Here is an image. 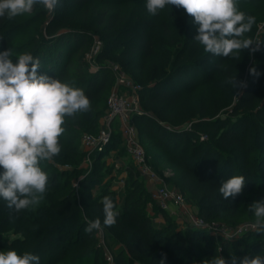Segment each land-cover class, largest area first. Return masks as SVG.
<instances>
[{
	"label": "trees",
	"instance_id": "trees-1",
	"mask_svg": "<svg viewBox=\"0 0 264 264\" xmlns=\"http://www.w3.org/2000/svg\"><path fill=\"white\" fill-rule=\"evenodd\" d=\"M128 1L130 0H59L54 10V19L45 28L46 34L33 35L18 50L9 44L8 36L19 29L9 28V24H12L10 19L0 18V52L11 49L12 56L31 53L40 60L39 74H47L74 84L90 99L91 110L80 113L75 118H68L64 125L66 131L60 137L61 152L56 156L59 160L78 163L83 160L73 137L78 130L96 127L101 115L97 105L109 81V73L90 71L88 61L83 57V49L92 41L95 33L105 42V47L98 55L99 60L111 57L122 61L130 59L129 64H134L137 60L144 63L156 53L151 37L135 34L128 28L119 30L125 17L117 6ZM98 6H111L114 9ZM38 8L40 11L30 24L43 17L44 8L40 5ZM168 23L163 22V33L167 39L172 40ZM185 42L187 43L176 51L170 67L166 65L155 72L151 80L157 83L145 86L141 91L142 106L145 104L152 108L153 114L144 113L133 117L135 124L138 120L142 123L139 139L147 154L153 153L157 156L158 169L174 171L176 186L195 199L203 216L228 221L232 225L240 222L254 223L250 205L254 201L264 200V153L258 149L261 146L264 148V103L254 112L258 97L264 92V68L260 75H251L249 87L237 98L233 108L229 109L237 88L228 86L222 89L224 83H218L217 79L219 77L222 81L227 80L231 75L228 70L231 64L226 62L227 58L222 57L220 62L213 60L205 67L208 60L219 56L200 53L199 44L195 41ZM109 48H116V51ZM12 59L15 62L16 59ZM233 67L244 69L241 63ZM140 69L139 79L149 83L151 80L147 79L145 65ZM195 95H201V101L194 112L188 99ZM195 113H199L204 119L192 123L190 128L174 130L169 126L192 121ZM199 129L207 131L208 140L197 141L189 153L187 147L195 142L193 138L199 134ZM186 142L188 144L180 149ZM109 146H112V142L106 150ZM255 152L256 159L253 157ZM99 153L93 155L95 168L89 174H83V166H76L71 170H53L52 174L62 176L79 174L78 179L83 188L79 198L75 191L60 190V181L56 184L52 181L49 187L54 191L48 197V206L43 212H34L37 217L31 216L33 214L29 208L19 213L11 211L6 202L0 199V230L15 224V232L23 236L22 245L40 257V264L46 252L52 255L56 253L54 260L62 259L65 264H107L104 247L98 237L99 231L88 234L84 229L88 220L100 218L103 222L101 201L104 196H110L120 215L114 226L104 227L103 230L120 242V249L114 252L116 264H136L135 259L140 256L151 257L150 264H159L162 254H166L164 264H183L187 258L188 261L192 259L196 264H203L205 259L215 257L213 250H209L204 251L196 260L192 251L186 247L191 242L199 248L197 241L205 236L203 228L187 229L186 233L176 229L167 235L170 224L163 227L154 224L147 211L146 196H152L150 189L146 190L138 183L133 165L128 167L132 185L127 188L122 202H119L109 186L99 185L100 195L94 197L91 184H96L95 170L97 171L101 158ZM46 164L50 163H41L42 170ZM2 171L0 168V172ZM236 174L245 177L243 193L224 200L219 193L220 183ZM86 199L90 209L83 211L82 204ZM82 213L86 215L78 224L75 236L63 241L71 232L67 230V226H71ZM263 237L264 233L258 234L256 230L245 232L233 239L221 236V248L225 252L232 250L237 253L238 256L235 257L237 264H240L245 256L254 257L248 247L252 245L257 248ZM209 238L213 239L211 236ZM6 244L7 241L0 231V246ZM172 245L175 252L170 249ZM259 255L264 256V252ZM48 264H54L53 260L48 261Z\"/></svg>",
	"mask_w": 264,
	"mask_h": 264
},
{
	"label": "clouds",
	"instance_id": "clouds-1",
	"mask_svg": "<svg viewBox=\"0 0 264 264\" xmlns=\"http://www.w3.org/2000/svg\"><path fill=\"white\" fill-rule=\"evenodd\" d=\"M59 0H0V18L12 19L31 13L40 5L52 13ZM183 8L193 18L197 34L193 40L207 53L224 58L239 59L241 51L250 54L260 50L261 41L245 38L255 24V17L238 10L237 0H146L147 12L156 16L166 6ZM40 60L25 52L12 59L11 49L0 52V199L16 213L39 205L48 188L49 176L41 163L51 161L61 152L60 137L66 131L68 118L91 110L90 99L74 84L39 74ZM249 74L258 76L256 67ZM225 83L233 89L246 87L245 81L229 76ZM243 175H233L221 181L219 193L224 200L243 193ZM103 222L88 220V234L112 227L120 215L110 196L102 201ZM254 228L264 233V200L250 205ZM10 211V214H11ZM23 239V236L13 237ZM162 254L159 264H164ZM0 264H40V257L31 252L18 255L15 250L0 251ZM203 264H228L215 256ZM231 264H237L233 255ZM240 264H264V256H245Z\"/></svg>",
	"mask_w": 264,
	"mask_h": 264
},
{
	"label": "rangeland",
	"instance_id": "rangeland-1",
	"mask_svg": "<svg viewBox=\"0 0 264 264\" xmlns=\"http://www.w3.org/2000/svg\"><path fill=\"white\" fill-rule=\"evenodd\" d=\"M238 10L244 12L246 15L254 16L255 17V24L253 25L251 31L245 34V38H252L253 40L261 41L260 50L250 54L248 50L241 51L239 53V59L234 58H227L226 62L230 63L231 66L228 67L229 72L231 73L230 76H236L238 81H245L247 83L246 87H238L235 92V99L229 106V109L233 108L234 103L236 102L237 98H239L243 92L249 87V79L251 75L249 74V68L255 66L259 75L262 73V68H264V0H237ZM37 5L31 13H26L15 18L10 19L12 24H9L11 29H19L17 31H12L9 34L8 39L9 44L13 45L15 49L22 48L26 42L35 34L37 35H45L46 31L45 28L54 19L55 11L52 13L47 12L45 9L43 10V17L39 18L38 20L34 21L30 24V21L37 16L40 9ZM99 8L103 9H114L113 7L109 6H98ZM121 14L124 15L125 21L122 23L119 30H126L132 29L135 34H144L147 37H151L153 44L156 48V53L151 56L147 61L144 63L142 60H137L134 64H129L130 59H126L124 61L120 59H114L111 57H106L102 60L98 59V55L105 47V42L100 38L98 33L96 32L94 38L90 43L84 47L83 49V57L88 61V69L93 72H103L107 71L109 73V81L107 82L105 89L102 94V98L98 102L97 109L101 112V115L98 117L97 125L93 129H81L76 132V135L73 137L75 140L77 147L81 151L82 154V161L80 163L76 161H62L58 158H53V160L48 161L50 164L44 165V170L49 176L48 187L50 186L51 182L54 181V184L60 181V190L64 191H75L77 197L79 198L82 195L83 188L80 184L78 179V173L73 175H65L62 176L61 174H52L55 168L60 170L63 169H73L76 166H83L85 168L84 175L89 174L91 171H94V158L95 151H93L89 146H87L83 141V136L85 134H93L98 135L99 131L103 127V118L106 114L107 107H108V98L112 94L115 89H118L117 85V78L116 72L114 67H119V70L126 75H128L132 80L137 81L142 84L143 87L145 86H153L157 83V81H152V77H154L155 72L157 70H161L163 66L170 67V63L173 61L176 51L184 46L186 40L194 41L193 38L197 34V26L193 23V18L190 17L183 8H176L175 6H166L163 10H161L156 16H152L147 12L146 9V0H130L126 3H121L117 6ZM116 7V8H117ZM35 10V12H34ZM61 12V11H60ZM57 15H59V13ZM164 21H168L169 28L172 31L171 39H167L163 33L162 24ZM30 25H29V24ZM29 25V26H26ZM7 28V27H6ZM5 28V29H6ZM97 29V28H96ZM198 44V43H197ZM98 47V51L95 53L94 49ZM200 53H206L203 50L201 45H198ZM195 48V46L193 47ZM113 51H116V48H109ZM18 54L13 55L12 57L16 59ZM184 59V58H183ZM181 59V61L183 60ZM222 57L210 59L207 61V66H209L212 61L220 62ZM235 63V64H234ZM241 63L244 69L234 68L233 65H237ZM145 65L147 79L151 80L148 82H143L140 80V73H141V66ZM140 66V67H139ZM139 68V69H137ZM108 69V70H107ZM205 69V68H204ZM209 71V70H208ZM240 79V80H239ZM218 83H224V88L231 87V85L225 83V81L220 80L218 77ZM201 101V95H195L193 98L191 97L188 99V103L190 107L193 108L194 112L197 109V104ZM264 103V92L259 95L257 100V105L254 108V112L257 111L260 105ZM142 110L145 114H153V110L150 107H147L145 104L142 106ZM192 116V121H187L182 124H171L169 125L174 130H182L187 129L192 126V123H196L204 119L199 113H195ZM221 115V113L219 114ZM218 115V116H219ZM168 123V122H167ZM170 124V123H168ZM138 130V136L142 132V123L140 120L137 121L136 124ZM113 140L112 146L108 150H104L103 153L100 152L101 158L99 160V166L97 171L95 170L96 175V184L92 185V194L94 197H98L100 195V187L99 185L109 186L115 192L116 197L118 198L119 202L123 201V197L128 187L132 185L131 181L129 180V170L128 167L131 165H135V161L131 156V153L127 150V140L125 139L123 133L119 130V125L113 126ZM198 135L193 138L195 140L194 143L190 144L187 147L189 153L194 149L195 143L199 140H208V134L205 129H199ZM192 139V141H193ZM141 143V141H140ZM187 145L188 142L184 143L180 146L182 147ZM143 146V144L141 143ZM262 147V146H261ZM258 148L262 150L264 153V148ZM146 150V149H145ZM258 150V151H259ZM156 157L153 153L147 154V162L149 165L156 170L159 176L163 179V181L168 184L169 187H173L178 191L183 193L184 196V203L181 204H172V211H166L161 209L157 202L153 200V197L148 195L146 199L147 203V211L152 216L153 222L158 227H163L165 225H171L170 228H167L166 234L168 235L170 232L178 229L183 232H187V229L197 228L198 226L192 224V219H202L206 227H201L204 229L205 236L197 241L200 245L199 248H196L195 245L191 242L188 243L186 246L187 249L192 251V255L194 259H199V257L204 253V251L213 250L214 256H221L226 259L228 264H231L232 256H238L237 253L230 250L229 252H225L221 248V239L220 237L223 236L227 239H233L236 237H228L226 236V231L232 232L235 228L244 225L249 222H240L238 224L234 223L232 225L228 221H222L220 219L214 218H206L201 214L198 206L196 204L195 199L191 198L188 193H184L178 186H176V181L173 177H175L174 171L171 169L160 170L158 169V163L156 161ZM254 159L257 157V153L253 154ZM43 168V167H42ZM135 169V178L138 179V183L142 185L144 189H151V184L147 181V179L142 176L139 172L137 166H134ZM170 170V171H169ZM169 171V172H168ZM82 174V175H83ZM237 175V174H236ZM58 181V182H57ZM96 185V186H94ZM54 189L47 188L46 193L44 194V198L40 202L39 205L31 206L29 211L32 212L33 217L38 211H45V208L48 206V197L52 195ZM145 197V196H144ZM83 211L86 208H89V201H86L82 204ZM90 209V208H89ZM35 212V213H34ZM174 212V213H173ZM176 212V213H175ZM85 213H82L78 216L77 220L70 226H67V230H71L69 234H67L63 239V241H67L68 239H72L75 236V232L77 229L78 224L82 221L85 217ZM37 217V216H36ZM222 223V224H221ZM253 223V222H250ZM15 224H11L8 227L3 228L0 230L2 232L3 237L7 241V244L4 246H0V251H8V250H15L18 255H22L24 252H29L28 249L24 248L25 246L22 245L21 239H14L13 237L22 235L21 233L15 232L14 229ZM213 228H224L225 230H214ZM199 228V227H198ZM207 230V231H206ZM105 234V232H104ZM221 235V236H220ZM198 236V235H195ZM213 237L210 239L209 237ZM99 237V234H98ZM191 237V236H190ZM193 237V236H192ZM204 237V238H203ZM173 239V237H172ZM116 237L111 235L110 233L105 234V242L106 245L109 247L110 250L116 252L117 249H120L119 244L117 242ZM173 241H175L173 239ZM104 247V246H103ZM172 251L175 252V248L172 245L170 247ZM249 252L252 256L264 252V237L261 239L260 245L256 247H252L249 245L248 247ZM105 251V248H104ZM115 254V253H114ZM183 257V256H182ZM56 258V253L51 254L50 252H46L43 254L42 264H48V261L53 260L54 264H65V261L61 260H54ZM181 258V257H180ZM64 259V258H63ZM151 257H137L135 259L136 264H150ZM56 261V262H55ZM196 264V262L192 259L188 261H184L183 264ZM92 264V263H89Z\"/></svg>",
	"mask_w": 264,
	"mask_h": 264
},
{
	"label": "built area",
	"instance_id": "built-area-1",
	"mask_svg": "<svg viewBox=\"0 0 264 264\" xmlns=\"http://www.w3.org/2000/svg\"><path fill=\"white\" fill-rule=\"evenodd\" d=\"M97 51L98 47L94 49L95 53ZM114 70L116 72L118 89H115L108 98V107L103 118V127L97 136L93 134H85L83 136V141L95 151V153L102 152L107 149V146L113 140L114 124L119 125V130L127 140V150L131 153V156L135 161L134 166L138 167L140 174L151 184L150 192L153 199L161 209L172 211V204L182 205L184 203L183 193L173 187H169L156 170L148 164L147 152L144 146L140 143L138 130L133 120L135 115L144 114L141 97L143 86L132 80L125 73L121 72L119 67H114ZM192 224L198 227H206V224L202 219L193 218ZM253 225L254 223L249 222L231 230L232 232L226 231V236L230 238L238 237L245 232L255 231L256 229ZM211 228L218 231L221 229L225 230L224 228L228 227H222L219 229ZM98 234L100 242L105 248L107 264H116L114 252L106 245L104 230L99 231Z\"/></svg>",
	"mask_w": 264,
	"mask_h": 264
}]
</instances>
